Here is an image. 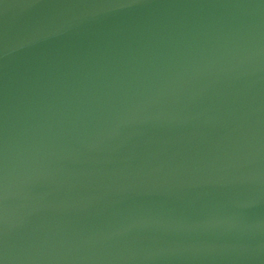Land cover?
I'll return each mask as SVG.
<instances>
[{
    "label": "water",
    "instance_id": "obj_1",
    "mask_svg": "<svg viewBox=\"0 0 264 264\" xmlns=\"http://www.w3.org/2000/svg\"><path fill=\"white\" fill-rule=\"evenodd\" d=\"M0 264H264V0H0Z\"/></svg>",
    "mask_w": 264,
    "mask_h": 264
}]
</instances>
